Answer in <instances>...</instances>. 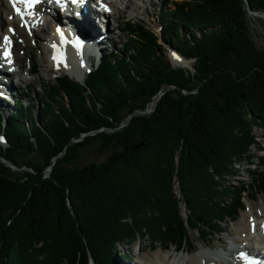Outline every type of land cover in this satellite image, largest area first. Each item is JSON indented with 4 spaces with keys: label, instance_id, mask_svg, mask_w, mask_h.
Masks as SVG:
<instances>
[{
    "label": "trees",
    "instance_id": "1",
    "mask_svg": "<svg viewBox=\"0 0 264 264\" xmlns=\"http://www.w3.org/2000/svg\"><path fill=\"white\" fill-rule=\"evenodd\" d=\"M174 5L160 10L161 35L126 24L122 51L103 56L84 83L56 79L38 112L22 100L8 119L0 110V157L21 170L0 160V264H116L118 244L145 237L182 249L193 245L192 230L202 239L225 233L245 194H264L260 169L230 195L224 184L237 162L254 157L253 126H264V49L249 25L250 11L264 15V0ZM165 44L195 60V74L174 67ZM170 86L152 114L138 113ZM94 142L115 149L68 166Z\"/></svg>",
    "mask_w": 264,
    "mask_h": 264
},
{
    "label": "rangeland",
    "instance_id": "2",
    "mask_svg": "<svg viewBox=\"0 0 264 264\" xmlns=\"http://www.w3.org/2000/svg\"><path fill=\"white\" fill-rule=\"evenodd\" d=\"M184 1L189 0H156L148 3L137 2L135 6L139 10V12L134 14L125 13L123 5H116L115 12L120 13L122 17L112 18L115 40H106L98 57L101 58L106 54L114 51V49L122 51L126 42L131 36V32L125 27L126 24H133L135 26L145 24L151 30L161 35L160 30L162 29V26L158 20V16L160 14L161 8H163V5L167 4L168 7H166L168 9L171 7V4L175 7V3H181ZM123 9L124 12L122 11ZM249 25L251 28L253 40L259 48L264 49V15L257 14L255 16L253 14H250ZM119 28H121V32H119ZM51 34L52 31L50 33H46L43 38L48 40V36H50ZM25 36L27 39L21 38L19 36L16 37V41L18 44L15 48V54L18 58V67L22 65V72L28 76L29 81L27 84H22V87L21 85H18L17 82V92H15V94L17 95V97H20L19 100H22L28 106V108L35 109L38 112L43 108L42 97L45 95L47 86L51 85V83H55L56 78L64 74V71L55 72L54 69L50 70V67L47 64H43L44 62L42 60V57L46 52L48 42L43 41V38L39 41V37L28 39V33ZM75 38L77 37H74L73 41H69V43L74 49L80 50V48L76 47ZM24 41L28 42V44H25ZM173 53L176 54L177 52L172 47L165 44V54L172 61V65L177 68H187L195 74V70L193 69L195 61L186 60L184 58L183 63L177 62L173 57ZM98 57H96L97 60H99ZM90 65H92L91 62ZM33 66H36L37 72H35L34 74H30V70L33 68ZM85 66L86 68L83 65L81 66V68L84 69L86 73L90 69H92V67H95V65ZM30 78H32V82H30ZM170 87L172 89H175L174 86ZM183 93L187 94V91H183ZM16 98H13V103L8 100L0 101L2 103L0 104V110H2L6 119L11 116L14 109L16 108ZM155 108L156 107H154L152 104L151 109H149V107L147 108L146 114H152ZM106 131H110V129ZM253 133L257 137L258 141V143L252 146V149L250 150L254 157L251 159L244 158V160L237 162L234 168L237 169L238 173L235 176H227L224 184L225 187L228 188L227 191L229 195L231 194L230 191L236 189L237 187H240L242 185H253V183H255L254 179L256 178V176L254 175L255 170L260 169L264 171V165H261L260 163V160L264 158V126L254 125ZM109 149L110 151H107L105 149H103L102 151L100 142H94L88 148L80 149L79 158L76 161L70 163L68 166L71 168H76L89 165L92 162H101L105 160V158H107L115 149L114 143L110 145ZM13 170L21 171L18 170L17 167ZM24 170L28 169L24 167ZM49 175H47V177ZM217 179L219 180V177ZM172 192L175 199L179 202L181 214L185 218H187L190 212L187 209L185 194L179 182L177 183V181H174ZM250 194H252V190L250 191ZM248 196L249 195L245 194V209L240 212L235 221L231 220V222L227 224V231L225 233H220L217 236L213 235L202 240V236L197 232L198 230H192L191 236L194 240L193 245L191 246L189 245V243H186L182 250H178L175 246L169 249H165L161 246H154L149 242L150 240L148 237L140 238L135 244L126 242L121 243L116 247V264H157L158 261L160 262V264H187L189 261H192L193 257H195L197 254H199V252L202 251L217 253L226 252L228 250L226 247L229 244L228 241L237 244L236 240L242 238V236L245 235L241 234V232L244 228L242 227L243 224H245L246 220H248L247 216H253L254 213L259 214V216H262V219L259 220L260 223L264 222V194H261L259 197H257V200L254 201L249 199ZM225 200L226 202H228L230 201V198L226 197ZM251 206L253 207V210ZM239 244L240 243H238L237 245ZM120 253L124 254L126 257L131 255L132 262L128 259L125 261L120 260ZM134 259H136V262H133ZM91 264H93V262H91Z\"/></svg>",
    "mask_w": 264,
    "mask_h": 264
},
{
    "label": "bare ground",
    "instance_id": "3",
    "mask_svg": "<svg viewBox=\"0 0 264 264\" xmlns=\"http://www.w3.org/2000/svg\"><path fill=\"white\" fill-rule=\"evenodd\" d=\"M116 5H123L125 13L134 14L139 12L131 0H107V6L105 9H108L109 6H111L112 9V12L108 17L106 16V13H100L95 9H92L91 4H89V12L83 15L78 14V16L72 13L74 10L73 7H70L71 12L68 13L52 6L54 9V17H56V14L58 16L54 24V20H51L50 22L49 19L44 20L43 18H39L38 22L31 20L30 30L33 38L39 37L40 41L46 33H50L52 31V34L48 36V40L51 42H48L47 39L43 38V41L48 42V50L46 49L47 53L45 52L42 57L44 62L43 64H47L50 67V70H53L55 68L54 63H56V61H54L53 57H50V53L53 54V56H62L64 61L65 58L67 59L69 50L65 42L60 43L59 41H61L63 37H66V40H69L70 37H81L86 42L80 47V53L77 54L74 61L67 59L65 64H63L62 61L60 66H63L67 70L72 79L84 82L88 72L86 73L81 66L83 65L86 68L85 65L92 66L96 64L94 68L96 69L101 62V60H97L96 57L100 55L105 41L108 39L111 41L115 40L112 18L122 17L120 13L115 12ZM44 8L45 6H41L39 10ZM124 9L122 10L123 12ZM50 15L53 14L50 13ZM17 25L18 22L14 15V9H12L8 4V0H0V101L8 100L12 103L14 101L13 98L15 99L17 97L15 94V92H17V82L18 85H21L22 87V84H27L29 81L28 76L22 72V65L18 67V58L16 57L14 49V46L18 44L16 41L17 36L26 38L25 35L28 33L27 27H22L19 22V29L16 33H13V31L16 30ZM10 28H12L13 31H10ZM57 29H59V32ZM119 30V32H121V28H119ZM61 34L63 35L61 36ZM5 36L9 37L10 45H6L4 43L3 37ZM24 43L28 44L26 41H24ZM54 44L56 45L57 50L51 49ZM6 49L11 52V57L9 58L10 62L3 60V53ZM86 54H89L88 58L85 57ZM176 61L183 63L184 59L181 58V60ZM4 62L9 64V68L7 70L3 68L5 66V64H3ZM90 62L92 65H90ZM10 70L11 72H9ZM32 71L33 68L30 70V74ZM30 82H32V78H30ZM17 98L16 100L19 101L20 97L18 96ZM0 104L2 103L0 102ZM251 208L253 210L252 206ZM247 218L248 220H246L245 224H243L242 227L244 228L241 232V234L245 235L240 238V241L236 240V243H240L241 245L239 244L237 250L233 253V255H231L235 262L229 264H246V261L241 258V254L249 257H252V255L255 256L256 252L253 250L252 244L259 245L261 247V253L264 252V222L260 223L259 221L262 219V216L254 213L253 216H247ZM255 231L256 234H254ZM214 253L215 252L206 251L199 252V254L193 257L192 261H189L187 264H219L213 256ZM157 264H160V262L158 261Z\"/></svg>",
    "mask_w": 264,
    "mask_h": 264
},
{
    "label": "snow or ice",
    "instance_id": "4",
    "mask_svg": "<svg viewBox=\"0 0 264 264\" xmlns=\"http://www.w3.org/2000/svg\"><path fill=\"white\" fill-rule=\"evenodd\" d=\"M15 2H16V0H13V3H14V4H15ZM21 2H23V3L25 4V7H26L27 9L31 10V9H33L37 4H39V3L41 2V0H21ZM55 2H56V3H60V0H55ZM78 2H79V0H72V3H74V4H75V3H78ZM100 6H101V7H105L103 4H101ZM16 11H17L18 14L23 15V14L21 13V11H20L19 8H16ZM10 31H13V30L10 29ZM57 31L59 32V29H57ZM62 35H63V34H61V36H62ZM3 40H4V43H5L6 45H10L9 37L5 36V37H3ZM76 47L79 48V43H78V42H77V44H76ZM53 48H54V49L56 48V45H55V44L53 45ZM4 56H5V57H9V56H10V52H9L7 49H6L5 52H4ZM173 57H174V59H176V60H179V59H180V57L176 56L175 53H173ZM53 59H54V61H56L57 66H59V64L63 61V57H62V56H56V55H54V56H53ZM9 62H10V61H9ZM241 258L244 259V260L246 261V264H254V261L248 259V257L245 256L244 254H241Z\"/></svg>",
    "mask_w": 264,
    "mask_h": 264
},
{
    "label": "water",
    "instance_id": "5",
    "mask_svg": "<svg viewBox=\"0 0 264 264\" xmlns=\"http://www.w3.org/2000/svg\"><path fill=\"white\" fill-rule=\"evenodd\" d=\"M246 1H247V0H246ZM250 14H253V15L256 16V15L259 14V13H254V12L250 11ZM171 89H172L171 87L166 88V89H163V90L160 92V94L156 97V99H155V101H154V103H153V106H154V107H157L158 101H159V99L161 98V96L164 95L167 91H169V90H171ZM151 106H152V104L149 106V109H151ZM138 112L141 113V114H146V111H141V110H140V111H138ZM133 116H134V114L128 118V123L130 122V120H131V118H132ZM93 134H96V133H93ZM142 145H143V144H142ZM0 160H1L2 162H4L7 166H9L10 168H12V169H15V168H16L15 165L11 164L10 162L6 161L5 159H3V158H1V157H0ZM54 163H55V162H54ZM51 170H52V167L47 171V173L50 174Z\"/></svg>",
    "mask_w": 264,
    "mask_h": 264
},
{
    "label": "built area",
    "instance_id": "6",
    "mask_svg": "<svg viewBox=\"0 0 264 264\" xmlns=\"http://www.w3.org/2000/svg\"><path fill=\"white\" fill-rule=\"evenodd\" d=\"M178 183V182H177Z\"/></svg>",
    "mask_w": 264,
    "mask_h": 264
}]
</instances>
